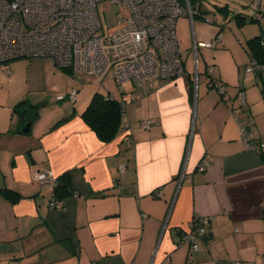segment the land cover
Instances as JSON below:
<instances>
[{
	"label": "crops",
	"instance_id": "crops-1",
	"mask_svg": "<svg viewBox=\"0 0 264 264\" xmlns=\"http://www.w3.org/2000/svg\"><path fill=\"white\" fill-rule=\"evenodd\" d=\"M236 12L221 11L232 14L230 30L202 12L177 19L185 28L181 36L176 29L184 72L168 82L158 75L142 87L132 82L118 97L131 98L122 117L130 133L122 128L111 141L81 118L89 97L60 109L45 99L31 104L25 95L0 98V264H264V71L243 70L249 40L264 42V0L260 21L239 27ZM218 34L216 48L194 52ZM45 65L63 72L51 60ZM5 66L10 74L0 71L9 76L17 67ZM22 100L37 106L29 122L13 112ZM233 111L249 124L253 149L245 147ZM143 119L149 130L139 126ZM43 169L56 177L68 172L71 194L60 208L50 204L53 188L32 180ZM198 216L214 220L191 253L178 243Z\"/></svg>",
	"mask_w": 264,
	"mask_h": 264
},
{
	"label": "built area",
	"instance_id": "built-area-1",
	"mask_svg": "<svg viewBox=\"0 0 264 264\" xmlns=\"http://www.w3.org/2000/svg\"><path fill=\"white\" fill-rule=\"evenodd\" d=\"M116 4L121 5L119 27L108 32L103 24V12ZM250 8L254 16L259 17L262 0H252ZM194 13L189 0H0V70L10 74L5 65L15 58L43 57L51 58L58 68H69L99 83L109 73L118 84L131 81L136 87H142L155 75L161 82H168L184 72L176 21L182 16L192 19ZM220 40L218 34L199 42L194 52L198 47L214 49ZM244 71H264V62L251 58ZM209 84L212 85V81ZM215 87L223 93V84ZM66 97L74 103L76 91L71 90ZM238 97L241 107L245 103L243 90L239 89ZM130 101L127 94L121 98L124 106ZM233 114L245 147L253 149L254 139L247 129L249 124L239 119L236 111ZM139 126L149 130L151 121L140 120ZM129 129V124L124 123L123 130L127 134ZM206 166L201 160L198 169L203 171ZM119 168L125 170L126 163L122 162ZM32 180L52 188L57 184L49 169L35 171ZM50 204L60 208L62 200L52 194ZM213 220L214 216L194 217L178 244H187L191 253L198 252L199 242L208 233Z\"/></svg>",
	"mask_w": 264,
	"mask_h": 264
},
{
	"label": "rangeland",
	"instance_id": "rangeland-1",
	"mask_svg": "<svg viewBox=\"0 0 264 264\" xmlns=\"http://www.w3.org/2000/svg\"><path fill=\"white\" fill-rule=\"evenodd\" d=\"M251 1L252 0H191V5L194 9L199 7L200 12H202L208 20L209 18L212 20L216 18L218 19L217 21L226 24V29L230 30V28L234 29L232 26H235L234 20L231 18L232 14L222 16L221 12L216 11L215 6H224L227 4L230 13L237 10V12H242L250 16L254 15V11L250 8ZM102 18L104 26L108 28V32L117 29L119 27L117 21L121 18V5L116 4L106 7ZM248 24L251 23L248 22ZM176 29L178 36H181L185 31V28L180 29V21H178ZM187 29L190 35V27ZM237 31L240 32V28ZM49 60L53 62L51 58L43 57H21L12 59L11 61L16 62L17 66L16 68H11L12 75H5L0 71V98L7 97L8 100L13 101L15 99H21L25 95V98L27 97L29 102H32L31 104L45 99L51 103L50 109H60V107L72 108L73 105L79 107L86 98H90V94L95 90L106 93L108 89L112 95L120 97L121 93L125 91V89H129L132 85L131 81L118 84L113 79L111 73L107 74L102 80L101 85L96 84L94 80L82 74H78L81 80L76 78L75 74H67L64 71L60 75V73L56 71L52 72L46 68L47 65H45V61ZM55 68H57V70L59 69L56 65ZM244 68L245 66L243 70ZM1 76L7 77L10 80L7 82H4V80L1 81ZM71 90L76 91L77 100L75 104H72L66 97ZM41 107L46 108L44 106Z\"/></svg>",
	"mask_w": 264,
	"mask_h": 264
},
{
	"label": "trees",
	"instance_id": "trees-1",
	"mask_svg": "<svg viewBox=\"0 0 264 264\" xmlns=\"http://www.w3.org/2000/svg\"><path fill=\"white\" fill-rule=\"evenodd\" d=\"M189 1L191 4V0ZM216 8L221 12L228 7L225 4L224 6H216ZM195 15H200V11L195 10L193 18ZM261 15L262 14H260L259 17H255L254 15L247 16L241 12H236L234 13L233 17L237 21V25L241 26L245 23L246 19L250 22L260 21ZM261 42V36L254 37L249 40L248 44L251 51L250 59L254 58L259 62H264V45H262ZM60 69L67 74H73L69 68ZM96 84L101 85V82H96ZM35 108L36 107L31 106V104H28L27 100H22L13 107V112L19 115L21 118L20 121L29 122L30 117L28 116V112L35 111ZM124 113L125 106L121 104L120 98L115 97L107 91L106 93H102L99 90H95L90 94V98L81 111L80 116L96 133L100 140L108 142L114 139L117 133L123 128L122 117ZM69 117L70 116H65L61 120H67ZM56 181L57 184L53 188V194L56 196V198L62 199L64 196L71 194L70 181L67 171L56 177ZM5 193L9 194V192ZM15 194V192L10 193L12 198L16 197Z\"/></svg>",
	"mask_w": 264,
	"mask_h": 264
},
{
	"label": "water",
	"instance_id": "water-1",
	"mask_svg": "<svg viewBox=\"0 0 264 264\" xmlns=\"http://www.w3.org/2000/svg\"><path fill=\"white\" fill-rule=\"evenodd\" d=\"M29 125H27V127H28ZM27 127L24 129V131H27Z\"/></svg>",
	"mask_w": 264,
	"mask_h": 264
}]
</instances>
